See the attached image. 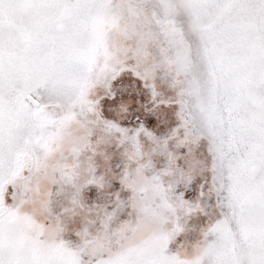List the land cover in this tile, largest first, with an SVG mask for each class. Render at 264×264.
Returning a JSON list of instances; mask_svg holds the SVG:
<instances>
[{"label": "snow or ice", "instance_id": "6c2138e0", "mask_svg": "<svg viewBox=\"0 0 264 264\" xmlns=\"http://www.w3.org/2000/svg\"><path fill=\"white\" fill-rule=\"evenodd\" d=\"M0 264H264V0H0Z\"/></svg>", "mask_w": 264, "mask_h": 264}]
</instances>
